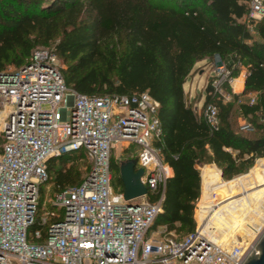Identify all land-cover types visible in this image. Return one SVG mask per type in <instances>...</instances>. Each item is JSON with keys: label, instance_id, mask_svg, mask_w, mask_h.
Masks as SVG:
<instances>
[{"label": "built area", "instance_id": "2783aa9c", "mask_svg": "<svg viewBox=\"0 0 264 264\" xmlns=\"http://www.w3.org/2000/svg\"><path fill=\"white\" fill-rule=\"evenodd\" d=\"M247 2V21L264 20V0ZM61 69L57 53L41 47L22 67L0 72V264H242L264 221L249 241L231 245L213 240L198 219L179 238L152 230L163 197L151 201L149 195L173 171L157 144L163 139L159 102L147 91L79 92L66 84ZM212 71L209 93L230 100L224 87L234 80L232 69L221 63ZM249 102H256L255 94ZM218 112L214 101L203 106L212 129ZM241 129L253 126L244 122ZM118 144L139 146L136 168H143L148 192L134 205L113 185L111 154ZM66 151H83L90 169L78 184L54 190L48 183L53 196L43 208L48 159Z\"/></svg>", "mask_w": 264, "mask_h": 264}, {"label": "trees", "instance_id": "16d2710c", "mask_svg": "<svg viewBox=\"0 0 264 264\" xmlns=\"http://www.w3.org/2000/svg\"><path fill=\"white\" fill-rule=\"evenodd\" d=\"M248 13L247 0H0V72L8 64L22 67L35 49L53 44L66 65V84L77 91H147L159 102L163 139L157 144L173 169L149 195L163 197L152 229L187 234L196 228L197 165L214 162L231 179L264 156V20L248 22ZM216 56L233 77L240 66L247 75L243 92L230 100L213 97L208 82L204 104L214 101L219 109L212 129L203 109L188 102L184 83L196 62ZM236 111L253 130L241 129ZM82 155L66 151L48 159L54 190L82 181L81 169L67 165ZM112 167L119 172L118 163Z\"/></svg>", "mask_w": 264, "mask_h": 264}, {"label": "bare ground", "instance_id": "6f19581e", "mask_svg": "<svg viewBox=\"0 0 264 264\" xmlns=\"http://www.w3.org/2000/svg\"><path fill=\"white\" fill-rule=\"evenodd\" d=\"M258 165L264 168L261 160ZM202 178V230L213 240L225 245L239 243L243 238H236L238 232L251 238L264 221V179L260 187L258 184L261 181L256 173L242 174L226 181L221 177L220 170L213 165L203 166ZM249 188L256 189L248 195L234 197Z\"/></svg>", "mask_w": 264, "mask_h": 264}, {"label": "rangeland", "instance_id": "374dc122", "mask_svg": "<svg viewBox=\"0 0 264 264\" xmlns=\"http://www.w3.org/2000/svg\"><path fill=\"white\" fill-rule=\"evenodd\" d=\"M44 48H49V49H53L54 46L49 45V46H41ZM40 47V48H41ZM62 63V61H61ZM213 64L217 65V64H221V62L219 61L218 56H216L215 60H211L208 58H204L198 62L195 63L191 73L189 74V76L187 77L185 83H184V91L186 93V98L188 100L189 103H191L194 107V109L196 111H198L199 109L202 111L203 109V104L204 101L206 99V84H207V76L210 74L212 75L213 71ZM62 67H66L65 64L62 63ZM17 68V66L15 64H8L5 69L6 70H12ZM244 67L240 66L239 67V71L238 74L236 76H234V79L239 77L240 75H242L243 71H244ZM237 82L239 80H236ZM236 84V82H235ZM224 92L228 95L229 99L232 98L233 95V91L231 90V85L229 84V88L227 89L226 87H224ZM4 116L3 113H0V119H2ZM236 120L239 123V125H242L244 122V118L240 115L239 111H236ZM4 143V138H3V124L0 121V149L2 147ZM125 146L122 144H118L116 146V148H113L112 150V154H111V160H112V164L113 162H120L121 160H124L128 157L130 158H135L137 156V148H139V146L137 145H131L128 149L124 148ZM77 154H84L83 151H76ZM72 163H74L77 167H79L81 169V174L82 177H84L89 169H90V162L89 160L86 158L85 154L82 156H76L74 159H71L69 161H67V165H71ZM211 163V162H209ZM206 163H199L198 164V168L200 169V167ZM212 164V163H211ZM257 163L255 162L246 172L240 173L238 175L233 176L231 179H225L223 177L224 180L229 181L232 180L234 178H236L237 176L241 175V174H245V173H257L256 169H255V165ZM201 172V169H200ZM112 177H113V185L115 190H122L123 189V183L119 182V172L117 169H115L114 167H112ZM119 178V179H118ZM258 179L261 181V183L258 184V186L260 187L261 184L263 183V179L264 177L259 176ZM121 180V179H120ZM48 183L46 182L43 184V192L41 193V203L43 204L44 201L48 200L49 198H51L53 195V189H49L48 190ZM256 188H249L246 189L245 191L242 192H238L236 195H234V197H238L241 195H248L251 191L255 190ZM225 200V198H223ZM202 204V205H201ZM199 205V208H198ZM43 208H45L44 204H43ZM49 209H54L52 206H48ZM204 207H203V188L201 185V193L200 196L198 198V200L196 201V205H195V220H196V226L199 223H201L202 220V213H203ZM198 219V221H197ZM260 227V226H259ZM258 227V228H259ZM153 230V229H152ZM155 231L159 232L161 235H175L176 237H182L184 236L186 233L185 231H176V230H172V231H167L165 226H158L156 229H154ZM258 230V229H257ZM254 234V233H253ZM252 234V235H253ZM247 237V238H244ZM243 238L244 240L249 241V236H247L245 233L242 232H238L236 238ZM234 241V240H233Z\"/></svg>", "mask_w": 264, "mask_h": 264}, {"label": "water", "instance_id": "95a60500", "mask_svg": "<svg viewBox=\"0 0 264 264\" xmlns=\"http://www.w3.org/2000/svg\"><path fill=\"white\" fill-rule=\"evenodd\" d=\"M142 174L143 168H136V158L128 157L120 161L119 177L123 183L124 197L129 205L136 204L138 197L148 192L147 187L141 181ZM242 264H264V232L256 247L247 255Z\"/></svg>", "mask_w": 264, "mask_h": 264}, {"label": "crops", "instance_id": "0c3cea01", "mask_svg": "<svg viewBox=\"0 0 264 264\" xmlns=\"http://www.w3.org/2000/svg\"><path fill=\"white\" fill-rule=\"evenodd\" d=\"M246 75H247V70L244 69L242 75H240L239 77H237V78H235V79L233 80V82H232V84H231V90H232L234 93H236V94H241V93L243 92V90H244V85H245V78H246ZM210 77H211V75L209 74V75L207 76V84H208V82L210 81V80H209ZM236 80H239V81L237 82ZM235 82H236V84H235ZM207 84H206V87H207ZM206 95H207V91H206ZM250 95H251V94L248 95L249 98H250ZM204 102H205V101H204ZM203 105H204V104H203ZM198 112L200 113L201 110L199 109ZM244 122H248V121H247V120H244ZM244 122H243V123H244ZM249 131H250V130H249ZM259 160H261V161L264 163V156H263V157H258V158H256V160H255V162L257 163V164L255 165V169H256V172H257V173H256L257 178H258L259 176L264 177V168H262L261 165H258ZM211 163H212V164H211ZM211 163L203 164V165L200 167V169H201L200 174H201V185H202V188H203L202 168H203V166H205V165H213V166H215L216 168H218V169L220 170L221 177L223 178V176H222V170H221V169H220V168H219L214 162H211ZM197 166H198V165H197ZM200 169H199V170H200ZM172 174H173V171H172ZM245 174H246V173H245ZM241 175H242V174H241Z\"/></svg>", "mask_w": 264, "mask_h": 264}, {"label": "flooded vegetation", "instance_id": "af4514ba", "mask_svg": "<svg viewBox=\"0 0 264 264\" xmlns=\"http://www.w3.org/2000/svg\"><path fill=\"white\" fill-rule=\"evenodd\" d=\"M119 164H120V162H118V167H119Z\"/></svg>", "mask_w": 264, "mask_h": 264}]
</instances>
